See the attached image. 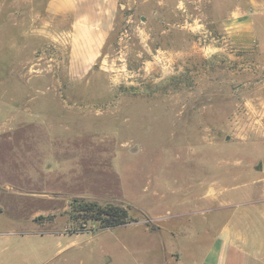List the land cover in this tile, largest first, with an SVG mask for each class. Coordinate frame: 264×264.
I'll use <instances>...</instances> for the list:
<instances>
[{
  "label": "rangeland",
  "instance_id": "rangeland-1",
  "mask_svg": "<svg viewBox=\"0 0 264 264\" xmlns=\"http://www.w3.org/2000/svg\"><path fill=\"white\" fill-rule=\"evenodd\" d=\"M235 1L250 44L226 35ZM119 3L71 71L66 20L0 0V264H179L206 227L264 208V0ZM73 199L135 221L71 233Z\"/></svg>",
  "mask_w": 264,
  "mask_h": 264
},
{
  "label": "crops",
  "instance_id": "crops-1",
  "mask_svg": "<svg viewBox=\"0 0 264 264\" xmlns=\"http://www.w3.org/2000/svg\"><path fill=\"white\" fill-rule=\"evenodd\" d=\"M119 2L120 0H44L43 10L47 16L65 19L70 25L68 30L59 35L69 42L71 71H83L85 64L94 62L99 56L115 27ZM226 9L222 23L227 37L243 44L252 43L254 31L251 27V12L236 1L226 6ZM188 214L190 213L183 216ZM234 219L232 222L228 220L220 230L213 231L211 227H206L202 233L203 239H199L201 245L206 244L204 252L184 249V257H180L179 264H194L197 260L198 264H264V208L241 211L240 217ZM244 220L256 224L255 230L249 231L253 238L248 239L235 230L236 225Z\"/></svg>",
  "mask_w": 264,
  "mask_h": 264
},
{
  "label": "trees",
  "instance_id": "trees-1",
  "mask_svg": "<svg viewBox=\"0 0 264 264\" xmlns=\"http://www.w3.org/2000/svg\"><path fill=\"white\" fill-rule=\"evenodd\" d=\"M69 219L75 224L71 233H82L93 230L89 224H97L100 228H112L126 225L135 221L128 212V209L116 205H99L96 202H89L82 199H73L69 204ZM54 215L47 217L52 220Z\"/></svg>",
  "mask_w": 264,
  "mask_h": 264
}]
</instances>
